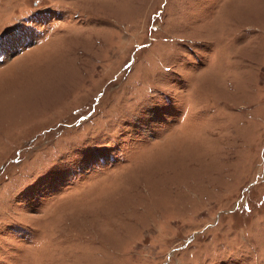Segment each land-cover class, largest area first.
<instances>
[{
    "label": "rangeland",
    "instance_id": "obj_1",
    "mask_svg": "<svg viewBox=\"0 0 264 264\" xmlns=\"http://www.w3.org/2000/svg\"><path fill=\"white\" fill-rule=\"evenodd\" d=\"M0 264H264V0H0Z\"/></svg>",
    "mask_w": 264,
    "mask_h": 264
}]
</instances>
